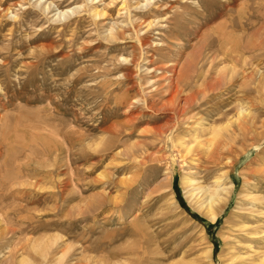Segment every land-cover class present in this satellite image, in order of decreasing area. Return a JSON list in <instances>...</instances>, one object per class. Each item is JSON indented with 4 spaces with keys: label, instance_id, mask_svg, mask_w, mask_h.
Masks as SVG:
<instances>
[{
    "label": "rangeland",
    "instance_id": "1",
    "mask_svg": "<svg viewBox=\"0 0 264 264\" xmlns=\"http://www.w3.org/2000/svg\"><path fill=\"white\" fill-rule=\"evenodd\" d=\"M124 1L0 0V264H264V0Z\"/></svg>",
    "mask_w": 264,
    "mask_h": 264
},
{
    "label": "bare ground",
    "instance_id": "2",
    "mask_svg": "<svg viewBox=\"0 0 264 264\" xmlns=\"http://www.w3.org/2000/svg\"><path fill=\"white\" fill-rule=\"evenodd\" d=\"M124 4H125V1L123 0ZM151 2H154V0H146V3L143 4V5H148L149 3ZM51 2L48 3V5L46 6L48 9L51 8ZM122 5L124 10H126V8L128 7L126 4L125 5ZM54 11H56V13L54 14V16H57L59 18L61 17H65L66 15L68 16L69 15V10H64V9H60V8H57L55 9ZM94 11V10H93ZM95 13L96 15H105V12H100L98 11L97 9L95 10ZM120 32V31H119ZM123 32V31H122ZM121 33V32H120ZM119 36V34H118ZM250 100V99H249ZM248 101V100H247ZM253 101V100H251ZM255 101V100H254ZM250 102V101H249ZM254 103V102H253ZM252 102L250 103L251 106L254 107V104ZM259 104V103H258ZM248 105V104H247ZM250 107V106H249ZM248 107V108H249ZM247 108V107H246ZM251 108V107H250ZM244 110V109H243ZM242 115V114H241ZM239 117V116H238ZM241 121H239V123L236 124V130L233 132V139H235L238 135L240 136H245L247 135L248 133H254V134H257V135H261V128L260 127H263L264 126V118H258L251 110H249L248 112H245V114L241 117ZM264 132V131H263ZM250 136V135H249ZM264 136V135H263ZM262 136V137H263ZM260 138V137H259ZM248 140V139H247ZM246 140V141H247ZM244 141V139L242 140ZM253 142V141H252ZM229 144V143H228ZM233 145V144H232ZM230 146V144H229ZM225 147L227 148V143L226 144H218L214 149H213V152H212V161H214L215 163L217 162H222V160L225 158V154L227 155V153H224L225 151ZM231 149V148H230ZM227 150V149H226ZM229 150V148H228ZM227 150V151H228ZM233 150V149H232ZM229 152H231L229 150ZM229 156V154H228ZM199 160V159H198ZM213 162V163H214ZM224 162V161H223ZM261 169V168H260ZM256 174V173H255ZM220 178L221 177H218V180H216V183H218L216 185V188L215 189H211L208 187H200L202 188L201 189V192H202V204H206L207 206H210L211 207V210L209 211L208 215L211 216L213 219L216 218V213L224 206V199H223V194L224 192H226V188H223L222 187V184H220ZM191 179V178H190ZM189 179V180H190ZM123 182H127V179L126 180H122ZM130 183V182H129ZM204 186V185H203ZM228 187V186H227ZM200 192V191H199ZM230 192V190H229ZM227 195V193H226Z\"/></svg>",
    "mask_w": 264,
    "mask_h": 264
}]
</instances>
